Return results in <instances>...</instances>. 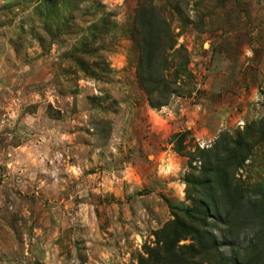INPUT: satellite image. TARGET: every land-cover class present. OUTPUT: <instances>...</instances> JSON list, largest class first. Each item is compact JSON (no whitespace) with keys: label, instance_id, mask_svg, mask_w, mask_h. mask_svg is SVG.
Wrapping results in <instances>:
<instances>
[{"label":"rangeland","instance_id":"obj_1","mask_svg":"<svg viewBox=\"0 0 264 264\" xmlns=\"http://www.w3.org/2000/svg\"><path fill=\"white\" fill-rule=\"evenodd\" d=\"M176 3L183 72H156V0H0V264H150L225 141L250 145L237 176L264 180V0ZM157 73L179 92L159 109ZM210 225L218 251L187 238L157 264H258L259 227Z\"/></svg>","mask_w":264,"mask_h":264},{"label":"trees","instance_id":"obj_2","mask_svg":"<svg viewBox=\"0 0 264 264\" xmlns=\"http://www.w3.org/2000/svg\"><path fill=\"white\" fill-rule=\"evenodd\" d=\"M173 1L156 0V72L160 71V68H163L164 72L167 71L173 62L177 70L183 72V68L188 64L184 54L182 55L183 48L169 54L174 50L176 42L171 41L172 29L168 15L173 17L177 14V20L182 29L188 24H193L182 18L180 4H173ZM136 32L141 38V32ZM149 63L151 67H148L153 68L152 63L150 61ZM162 79L157 73L156 79L149 77L153 85L152 89L144 85L150 96L149 102L155 109L162 108L169 103L170 97L166 94H179L178 89L168 86L167 83L171 81H168L167 76ZM140 80L143 84L144 79L140 77ZM155 91L156 103L151 99ZM183 140L181 135H176L171 142L175 144L179 154L187 157L190 153L184 152L186 147L183 146ZM250 150L248 143L233 140L225 141L219 152L215 148L200 152L204 155L199 159L201 168L197 169L200 177H193L187 181L190 186L188 196L192 202V208L184 211V215L185 221H188L190 225L174 215L175 220L155 235L157 243H160L159 248H149L147 251L149 255L147 261H150V264H157L163 257H173L174 245L187 238L194 242L192 248L197 249L198 254L218 251L220 245L223 244L218 243L211 230L210 222H213V228L221 225L236 229L259 227L261 231L258 233V239L255 240L252 249L250 248L251 253L248 254L246 260H255L258 264L264 263V247L261 248L260 245V239L264 238V180L251 185L237 176L238 171L245 164V152ZM254 252H258L257 257H252Z\"/></svg>","mask_w":264,"mask_h":264}]
</instances>
